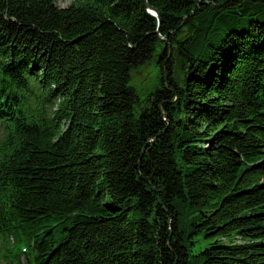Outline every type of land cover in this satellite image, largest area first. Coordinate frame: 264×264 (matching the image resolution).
I'll list each match as a JSON object with an SVG mask.
<instances>
[{"label":"trees","instance_id":"1","mask_svg":"<svg viewBox=\"0 0 264 264\" xmlns=\"http://www.w3.org/2000/svg\"><path fill=\"white\" fill-rule=\"evenodd\" d=\"M0 264H264V0H0Z\"/></svg>","mask_w":264,"mask_h":264},{"label":"rangeland","instance_id":"2","mask_svg":"<svg viewBox=\"0 0 264 264\" xmlns=\"http://www.w3.org/2000/svg\"><path fill=\"white\" fill-rule=\"evenodd\" d=\"M56 5L65 7L73 0H54ZM159 67L155 62H151L146 66L140 68L137 72H133L131 76V85L137 90L140 98H145L146 94L158 82ZM199 240V239H198ZM207 246V242L199 240L195 246L192 247L191 254H198Z\"/></svg>","mask_w":264,"mask_h":264},{"label":"water","instance_id":"3","mask_svg":"<svg viewBox=\"0 0 264 264\" xmlns=\"http://www.w3.org/2000/svg\"><path fill=\"white\" fill-rule=\"evenodd\" d=\"M146 7H147V6H146ZM147 11H148L150 14H152L153 16L157 17V15H156L153 11H151V10L149 9V7H148Z\"/></svg>","mask_w":264,"mask_h":264}]
</instances>
